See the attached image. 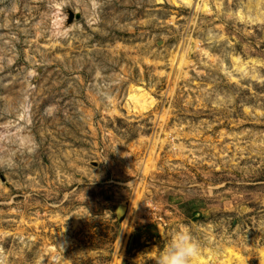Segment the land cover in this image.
Returning <instances> with one entry per match:
<instances>
[{"label":"rangeland","instance_id":"1","mask_svg":"<svg viewBox=\"0 0 264 264\" xmlns=\"http://www.w3.org/2000/svg\"><path fill=\"white\" fill-rule=\"evenodd\" d=\"M184 227L264 264V0H0L7 264H157Z\"/></svg>","mask_w":264,"mask_h":264},{"label":"clouds","instance_id":"2","mask_svg":"<svg viewBox=\"0 0 264 264\" xmlns=\"http://www.w3.org/2000/svg\"><path fill=\"white\" fill-rule=\"evenodd\" d=\"M200 251V243L194 239L191 231L187 227L180 228L169 238L167 246L157 258V264H191ZM0 264H7L3 248H0Z\"/></svg>","mask_w":264,"mask_h":264},{"label":"bare ground","instance_id":"3","mask_svg":"<svg viewBox=\"0 0 264 264\" xmlns=\"http://www.w3.org/2000/svg\"><path fill=\"white\" fill-rule=\"evenodd\" d=\"M140 96H138V98H139Z\"/></svg>","mask_w":264,"mask_h":264}]
</instances>
